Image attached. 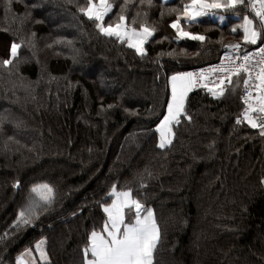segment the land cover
Instances as JSON below:
<instances>
[{"label":"trees","instance_id":"16d2710c","mask_svg":"<svg viewBox=\"0 0 264 264\" xmlns=\"http://www.w3.org/2000/svg\"><path fill=\"white\" fill-rule=\"evenodd\" d=\"M110 2L105 20L114 23L125 0ZM189 2L128 0L129 24L135 17L133 26L155 28L141 57L78 11L87 0H12L7 12L0 0V60L12 42L21 45L11 65H0V114L9 121L0 131V264H83L113 185L153 209L154 264H264V136L236 123L241 86L219 99L192 90L191 120L182 117L172 142L158 146L170 77L240 44L245 15L259 25L245 0L224 23L182 19L206 39L177 40L170 24ZM44 184L53 203L20 223L30 197L38 199L32 187Z\"/></svg>","mask_w":264,"mask_h":264},{"label":"snow or ice","instance_id":"6c2138e0","mask_svg":"<svg viewBox=\"0 0 264 264\" xmlns=\"http://www.w3.org/2000/svg\"><path fill=\"white\" fill-rule=\"evenodd\" d=\"M11 2L12 0H5L6 12L11 10ZM67 2L71 3L72 0ZM127 2L128 0H125V5L121 6V13L115 23L105 20L113 8L110 0H87V4L79 6L78 11L95 24L100 34L114 38L122 44L126 43L129 48L143 57L147 54L144 45L154 35L155 28L146 24L133 26L136 23L135 17L129 24L127 16L123 14ZM143 2L144 0H141V3ZM147 2L151 5V0ZM244 2L245 0H190L170 27L175 30L177 40L186 38L203 42L206 37L186 31L181 24L182 19L187 23H194L199 22L200 17L212 15L223 22L225 17L219 15L216 10L235 9ZM257 3L259 8L256 7ZM250 6L255 16L259 18V29L254 27L253 20L245 15L240 24L242 39L245 44L255 45L257 41L264 44V0H251ZM236 31V27H233L232 32ZM20 46L12 42L9 58L0 60V65L5 68L11 65L18 55ZM225 47L236 54L225 53L224 60L211 67V73L220 74L215 81H210L209 72L204 70L199 73L178 72L171 76V100L167 105V115L157 129L160 133L158 145L160 148L172 142L174 124L179 125L182 117L191 120V116L186 111V101L193 89L203 87L211 96L219 99L228 91L235 92L241 83L242 73L246 74L242 79L244 94L241 96L245 107L242 118H237L236 123L247 122L251 128H258L259 134L264 136V46L259 47L255 53H246L243 56L240 55V44H229ZM254 57L258 58L255 63H253ZM234 76L237 77L236 80H233ZM229 85H232L231 89ZM108 107L111 108L112 105ZM254 113L256 115H253ZM7 122H9L7 116L0 114V131H3ZM12 123L15 127L20 126V122ZM261 182L264 183V180ZM18 185L19 182L16 186ZM31 192L35 193L38 199L30 197L27 207L20 212L18 220L25 225L31 223L40 210H46L54 199L53 189L47 184L33 186ZM107 195L111 202L106 200L101 205L106 219L99 231L93 228L88 235L87 243L83 247V264H154V252L160 240V232L153 209L146 207L140 199L134 197L131 188L117 190L116 185H113ZM37 251L42 259H47L46 253L39 244ZM17 264L24 262L18 259Z\"/></svg>","mask_w":264,"mask_h":264},{"label":"built area","instance_id":"2783aa9c","mask_svg":"<svg viewBox=\"0 0 264 264\" xmlns=\"http://www.w3.org/2000/svg\"><path fill=\"white\" fill-rule=\"evenodd\" d=\"M250 4H251V2H250ZM256 7L259 8V4L258 3L256 4ZM250 11L255 14V12L253 11V9H252L251 6H250ZM261 46H264V44H262L261 41H257V44H255V45L250 44V45H248V47H241V49H240V55L243 56L246 53H255L258 50V48L261 47ZM225 53H230L232 55H235L236 54L231 49L225 48V50L222 52V54L219 56V58L216 61H214L213 63L206 64V65L199 66V67H195V68H191L187 72L199 73L201 70H204L205 72H209V80L210 81H215L220 74L219 73H211L210 72V69H211L212 66L218 65V64H220L224 60ZM256 59H258V58L254 57L253 63H255ZM224 62H226V61H224ZM237 63H239V61H237ZM241 75L244 78V76L246 74L242 73ZM193 90L194 91H196V90L197 91L203 90V91H206L207 92V90L205 88H203V87H197V88H195ZM243 94H244V85L242 87L241 96ZM253 94L255 95V93H253ZM240 101H241L240 118H242V112H243V109H244L245 105L243 104V101H242L241 98H240ZM253 115H256V114L254 113Z\"/></svg>","mask_w":264,"mask_h":264},{"label":"crops","instance_id":"0c3cea01","mask_svg":"<svg viewBox=\"0 0 264 264\" xmlns=\"http://www.w3.org/2000/svg\"><path fill=\"white\" fill-rule=\"evenodd\" d=\"M217 12H218V14L219 15H223L224 17H225V19H226V15H228L227 14V10H216ZM202 18V20L203 21H207V19H209V20H214V21H218V22H220V23H224L225 22V20L223 21V22H221L219 19H218V17L217 16H212V15H208V16H204V17H201ZM242 21H243V18L241 19V23H242ZM253 25H254V27H256L257 29H259V27L258 26H256L257 24H255L254 22H253ZM242 36H243V32H242V29L240 28V39L237 41L238 43H240V44H242V46L243 47H248V45H250V44H245V42L243 41V39H242ZM171 78V77H170ZM235 79H237V77L236 78H234V80ZM241 82H242V79H243V76L241 75ZM169 86H170V100H171V83H170V79H169ZM167 115V114H166ZM162 121H163V119H162ZM161 121V122H162ZM160 122V123H161ZM159 126H160V124H159Z\"/></svg>","mask_w":264,"mask_h":264},{"label":"rangeland","instance_id":"374dc122","mask_svg":"<svg viewBox=\"0 0 264 264\" xmlns=\"http://www.w3.org/2000/svg\"><path fill=\"white\" fill-rule=\"evenodd\" d=\"M115 23V22H114ZM255 23V22H254ZM256 24V23H255ZM256 26H258L259 27V25H256ZM151 39V38H150ZM150 39L148 40V42L150 41ZM147 42V43H148ZM146 45V44H145ZM144 45V46H145ZM134 50V49H133ZM135 51V50H134ZM242 84V85H241ZM241 84H240V86H241V90H242V87H243V83L241 82ZM231 86V85H230ZM229 86V87H230ZM241 102V101H240ZM157 134H158V137H159V142H160V133H159V131H157ZM38 252V251H37ZM21 260H23V262H25V260H26V257H23V258H21Z\"/></svg>","mask_w":264,"mask_h":264}]
</instances>
